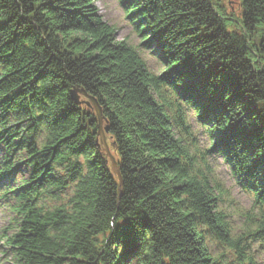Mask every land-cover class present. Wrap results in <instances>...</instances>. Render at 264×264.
Masks as SVG:
<instances>
[{
    "label": "trees",
    "instance_id": "trees-1",
    "mask_svg": "<svg viewBox=\"0 0 264 264\" xmlns=\"http://www.w3.org/2000/svg\"><path fill=\"white\" fill-rule=\"evenodd\" d=\"M238 1L236 24L213 0H123L143 38L135 47L92 0H0V184L28 174L2 193L14 214L1 235L10 264H256L247 251L264 252V0ZM73 90L88 96L82 104ZM215 156L253 197L237 236L219 210ZM207 238L235 263L213 256Z\"/></svg>",
    "mask_w": 264,
    "mask_h": 264
},
{
    "label": "rangeland",
    "instance_id": "rangeland-1",
    "mask_svg": "<svg viewBox=\"0 0 264 264\" xmlns=\"http://www.w3.org/2000/svg\"><path fill=\"white\" fill-rule=\"evenodd\" d=\"M98 8L103 19L116 29V38L119 41H128L135 47H139L143 38H140L136 33L135 25L128 19L127 9L122 4L123 0H92ZM214 4L221 6L227 15H230L236 24L241 19V8L238 0H213ZM140 54L148 69L156 75L161 74L163 68L153 55L151 50H140ZM82 98V97H81ZM80 98V99H81ZM188 118L193 125L196 136L199 138L202 149L209 148L210 135L207 130L196 123L195 115L189 111ZM4 155V150L0 147V157ZM210 168L212 170L215 181L223 186L225 197L219 203V210L225 216V221L229 224L231 234L233 236L239 235L245 227L246 217L251 212L253 197L243 192L236 184V180L232 176L228 167L223 160L217 156L209 160ZM27 171L20 169L15 181L0 184V264H10L5 241L1 239L3 233H11V227L14 219V214L10 210L9 198H4L2 193L6 188L17 187L22 179L27 178ZM251 243V239H248ZM207 246L213 256L219 257L226 255L225 263H235L231 253L225 251L221 246L211 239L207 238ZM250 251L247 254L253 253V260L256 264H264V252L260 250L257 244H250Z\"/></svg>",
    "mask_w": 264,
    "mask_h": 264
},
{
    "label": "water",
    "instance_id": "water-1",
    "mask_svg": "<svg viewBox=\"0 0 264 264\" xmlns=\"http://www.w3.org/2000/svg\"><path fill=\"white\" fill-rule=\"evenodd\" d=\"M71 97H72V100L77 105H80V104H82V102H80V98L81 97L87 98L88 96L86 95V93L84 91L73 90L71 92ZM88 100H89L88 105L90 106L92 104L94 106L95 110H96L97 115H98V119H99V135H100L102 146L104 147L105 153H106L108 159L110 160V162H111L116 174L120 178L119 169L117 167V163H116L114 157L112 156V154H111V152L109 150V146L106 143V138H105V134H104L103 127H102L103 120H102V116H101V109H100L99 105L97 104V102L95 100H93L91 98H88Z\"/></svg>",
    "mask_w": 264,
    "mask_h": 264
}]
</instances>
